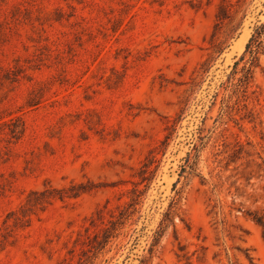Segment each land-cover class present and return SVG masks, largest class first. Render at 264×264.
Listing matches in <instances>:
<instances>
[{
	"label": "rangeland",
	"instance_id": "1",
	"mask_svg": "<svg viewBox=\"0 0 264 264\" xmlns=\"http://www.w3.org/2000/svg\"><path fill=\"white\" fill-rule=\"evenodd\" d=\"M219 2L0 0V233L32 191L71 182L98 184L38 208L0 249V264H80L88 247L79 238L91 217L99 209L106 219L118 212L158 146L164 148L159 168L142 206L93 264H142L143 259L178 264V240L191 251L206 247L203 264L223 262L224 255L222 261L214 258L224 239L210 199L229 203L232 198L213 195L212 185L202 182L213 180L238 147L242 157L225 174L236 164L242 171L246 160L264 158V54L251 88L263 102L249 103L256 118L244 117L242 104L230 115L221 111L227 96L223 84L264 21V0L251 1L240 34L199 80ZM194 79L200 81L195 87ZM16 116L26 126L19 139L11 138L8 125ZM178 116L170 137V120ZM167 136L168 144L161 146ZM195 144L201 149L198 170L180 176ZM252 181L264 185V179ZM179 192L175 226L168 225L151 254L159 224ZM238 201L254 206L245 197ZM230 220L244 230H235L236 237L226 242L230 257L251 264L231 248L235 244L264 264L260 226L241 211Z\"/></svg>",
	"mask_w": 264,
	"mask_h": 264
},
{
	"label": "trees",
	"instance_id": "2",
	"mask_svg": "<svg viewBox=\"0 0 264 264\" xmlns=\"http://www.w3.org/2000/svg\"><path fill=\"white\" fill-rule=\"evenodd\" d=\"M252 0H220L216 13V22L213 32L210 37L208 55L206 59L200 64L199 67V80L203 78L207 72L210 63L216 56H220L231 44V41L240 34V29L247 15V10ZM264 54V21L258 24L249 41L246 44V48L243 54L234 63L233 69L228 76L227 81L223 84V89L227 91V96L224 94L222 98L221 111L230 115L237 106L242 104L243 108L247 111L244 117L256 118L255 112L249 107L251 99L263 102L261 94L253 87V72L260 66L261 55ZM11 70V69H10ZM9 72V70H8ZM199 80L192 82V86L198 85ZM220 92L216 93L215 100H218ZM264 108V102L262 104ZM251 118V119H253ZM180 116L170 120V137L174 129H176ZM10 126V136L13 139H19L25 132L26 126L22 116H16L10 119L8 123ZM169 137L165 140L167 145ZM202 139V137H200ZM200 145V144H199ZM198 144H195L193 151L189 153L185 159V164L181 166L180 176L185 174L196 173L199 167L201 149ZM162 147H155L150 151V154L146 157L142 167L136 174L138 180L136 185L131 189L130 198L123 204L118 206V212L112 211L111 217L106 219L104 216V209H99L96 214L91 217V224L86 228V234L80 237L81 244L88 248L83 249V255L80 257V264H93L96 258L101 254L110 244H112L121 234L122 230L130 222L133 216L139 211L142 206L144 197L148 191V188L152 182L153 176L159 168L160 159L158 154L163 151ZM243 151V147L236 148L226 158L225 165L215 174L211 175L213 180H207L203 178V184L212 185V194L219 195L224 193L226 196H231V201L227 203L223 199L217 197L210 199L213 201L210 212L214 213L216 227L219 229L224 242L221 243V251L215 253L214 258L219 256L221 264H239L233 260L228 252L226 242L228 239H234L236 237L235 230L244 231L240 225L233 223L230 220V216L233 212L241 211L243 214L251 218L257 225L260 226L262 236L264 237V185H256L253 179L262 180L264 171V158L259 156L261 161L251 159L246 160L242 171L239 164L231 169V172L225 174L226 171H230V165L237 163L242 157L240 154ZM245 180V183L241 181ZM141 184L144 187H141ZM176 186V185H175ZM98 187V184L89 182L87 184L80 182H71L68 186L63 187H46L43 190L32 191L26 201L20 207V210L11 211L8 219L5 220L4 231L0 233V249L9 241L11 235H13L15 229L18 226L28 224L30 221V215L35 211L47 204L54 198L64 199L66 197H77L84 192L94 190ZM247 187H251L248 191ZM262 190V192H259ZM259 194V195H258ZM245 197L246 200H251L252 207H245L243 201L239 202L238 198ZM180 192L174 199L170 208L165 212L163 219L159 224V229L156 231V237L149 249L152 254L154 246L158 244L160 237L166 230L169 224L175 226L174 218L179 210ZM107 206H105L106 208ZM9 217H12L11 221ZM25 223V224H24ZM92 228L93 231H90ZM178 239V237L176 238ZM231 248H235L242 252L251 264L254 262V257L250 254L249 250L242 249L239 245H232ZM176 258L178 264H203L206 260V247L200 245L193 251L188 246L178 240V248L176 250ZM224 255V257H223ZM223 257V258H222ZM226 261V262H225ZM142 264H148L146 259L141 260Z\"/></svg>",
	"mask_w": 264,
	"mask_h": 264
}]
</instances>
